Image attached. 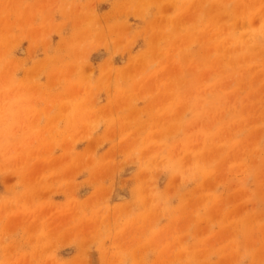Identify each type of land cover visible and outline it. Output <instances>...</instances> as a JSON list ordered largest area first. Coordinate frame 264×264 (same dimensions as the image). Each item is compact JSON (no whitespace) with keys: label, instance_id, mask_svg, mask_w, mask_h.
I'll return each mask as SVG.
<instances>
[{"label":"rangeland","instance_id":"374dc122","mask_svg":"<svg viewBox=\"0 0 264 264\" xmlns=\"http://www.w3.org/2000/svg\"><path fill=\"white\" fill-rule=\"evenodd\" d=\"M0 264H264V0H0Z\"/></svg>","mask_w":264,"mask_h":264}]
</instances>
